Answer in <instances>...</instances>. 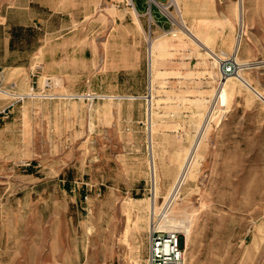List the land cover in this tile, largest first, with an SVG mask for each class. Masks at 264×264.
I'll use <instances>...</instances> for the list:
<instances>
[{
    "label": "rangeland",
    "instance_id": "obj_1",
    "mask_svg": "<svg viewBox=\"0 0 264 264\" xmlns=\"http://www.w3.org/2000/svg\"><path fill=\"white\" fill-rule=\"evenodd\" d=\"M38 1L0 0V264H264V0Z\"/></svg>",
    "mask_w": 264,
    "mask_h": 264
},
{
    "label": "built area",
    "instance_id": "obj_2",
    "mask_svg": "<svg viewBox=\"0 0 264 264\" xmlns=\"http://www.w3.org/2000/svg\"><path fill=\"white\" fill-rule=\"evenodd\" d=\"M233 66L225 63L222 67L224 75H230ZM2 67L0 65V74ZM261 97L264 98L263 95ZM157 232V233H156ZM148 264H185L184 249L176 231H155L149 241Z\"/></svg>",
    "mask_w": 264,
    "mask_h": 264
},
{
    "label": "crops",
    "instance_id": "obj_3",
    "mask_svg": "<svg viewBox=\"0 0 264 264\" xmlns=\"http://www.w3.org/2000/svg\"><path fill=\"white\" fill-rule=\"evenodd\" d=\"M134 1V6L135 9H137L141 14H146L148 11L155 15L154 13L157 12L156 7L153 3L150 2V0H133ZM157 3L162 0H155ZM37 2L43 3V1H38V0H29V2H26L28 4H36ZM49 3H52L53 6H50V9L52 10L53 14H56L57 17L59 16L60 19H65L67 18V7L65 6L67 4V0H49ZM20 8H25L24 6H19L17 5V10ZM52 14V15H53ZM44 19L40 17H36L35 15L25 18L20 17L19 22H17V26H30V27H38L39 29H42L45 27L44 25ZM53 33H55L58 36L57 42L58 41H66L67 38H61L64 36H67V31H62L63 27H54L53 28ZM47 42V41H45Z\"/></svg>",
    "mask_w": 264,
    "mask_h": 264
},
{
    "label": "bare ground",
    "instance_id": "obj_4",
    "mask_svg": "<svg viewBox=\"0 0 264 264\" xmlns=\"http://www.w3.org/2000/svg\"><path fill=\"white\" fill-rule=\"evenodd\" d=\"M222 97H223V100L225 101V92L223 93Z\"/></svg>",
    "mask_w": 264,
    "mask_h": 264
}]
</instances>
